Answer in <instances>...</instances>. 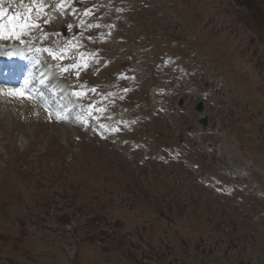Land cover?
Here are the masks:
<instances>
[{
    "label": "rangeland",
    "instance_id": "374dc122",
    "mask_svg": "<svg viewBox=\"0 0 264 264\" xmlns=\"http://www.w3.org/2000/svg\"><path fill=\"white\" fill-rule=\"evenodd\" d=\"M76 1L87 4L88 10L93 2ZM104 1H95L102 16L87 10L85 18L96 22L80 27L82 32H74L65 46L67 57L76 56L83 68V77L100 88L112 84V94L95 97L79 88L76 95L84 106L75 117L89 122L90 128L91 119L105 122L112 106L123 108L135 101V110L127 112L134 118L131 131L120 115L118 134L147 138L148 154L169 163L157 164L137 150L128 159L104 135L67 130L60 109L54 118L39 121L35 105L25 110L22 102L0 98V258L10 264H264V98L259 92L264 90V0H127L128 6L117 13L113 0ZM123 9L129 11L130 26ZM70 12L74 16L75 11ZM47 14L46 4L43 16ZM108 16L113 23L117 20L121 37L114 24L108 33L105 25H97ZM58 43L56 39L53 44ZM146 43L149 48L143 47ZM175 44L188 51L191 47L196 61L204 54L201 61L216 70L208 71L217 79L214 85L200 73L205 66L200 60L192 63L191 56L183 64L196 88L207 82L210 103L206 101L199 115L184 113L185 103L193 108L196 99L181 95L183 84L170 79L163 66L162 54H185ZM126 61L130 67L117 70ZM174 68L181 72V65ZM66 80L77 87L76 79ZM212 89L218 94L210 97ZM259 116L262 122L256 121ZM202 117L207 126L200 132L196 120ZM190 130L195 138L188 135ZM199 132L203 144L198 145ZM179 135L184 144L176 146ZM125 143L123 151L129 148ZM178 153L186 154L197 170L181 163ZM200 172L216 186L218 197L198 185ZM44 199L58 201L53 212L41 207ZM23 208L77 224L75 258H67L61 243L51 241L60 237L55 230L32 238L30 219L23 220L25 230L14 229L12 221ZM98 239L106 246L96 247Z\"/></svg>",
    "mask_w": 264,
    "mask_h": 264
},
{
    "label": "snow or ice",
    "instance_id": "6c2138e0",
    "mask_svg": "<svg viewBox=\"0 0 264 264\" xmlns=\"http://www.w3.org/2000/svg\"><path fill=\"white\" fill-rule=\"evenodd\" d=\"M21 3L23 4V0H21ZM45 7V0H30V4L25 5V11L23 13H15L14 15L7 16L6 12L0 11V21H3V18L7 16L6 21L0 22V40H11L13 38L24 35L25 32H31L33 29L39 28V23H34L33 20H39L41 18ZM58 7H63V3ZM34 11L35 18L32 15ZM44 22L48 23L49 21L45 20ZM45 51L48 50L45 49ZM8 54L11 55L10 52ZM55 58L56 56L53 55V59ZM80 66L81 65H77L74 63L73 65L69 66V68ZM83 66L86 67V65ZM69 68H62L61 71H69ZM40 82L44 83L43 80H41ZM28 83L29 82L26 80L25 84L27 85ZM7 94L9 96H17L21 98L25 97V92L19 89L10 90Z\"/></svg>",
    "mask_w": 264,
    "mask_h": 264
}]
</instances>
